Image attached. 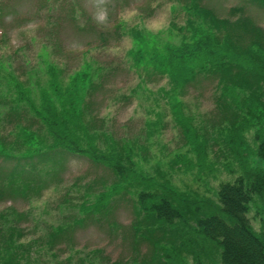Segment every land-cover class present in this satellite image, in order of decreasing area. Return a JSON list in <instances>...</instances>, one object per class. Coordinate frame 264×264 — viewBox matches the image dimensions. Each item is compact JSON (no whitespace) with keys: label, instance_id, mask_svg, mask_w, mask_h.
<instances>
[{"label":"trees","instance_id":"16d2710c","mask_svg":"<svg viewBox=\"0 0 264 264\" xmlns=\"http://www.w3.org/2000/svg\"><path fill=\"white\" fill-rule=\"evenodd\" d=\"M50 1L42 0L40 11ZM252 1L264 7V0ZM185 11L178 43L149 47L143 34L132 29L138 46L133 58L148 74L167 78L156 98L169 106L190 152L174 156L170 168L216 178L218 162L210 160V152L220 144L230 178L208 195L179 188L169 171L144 170L136 157L145 147L119 142L93 112L104 67L94 70L87 64L68 74L64 66L49 62L47 79L37 80L35 95L28 76L22 79L11 69L13 63H3L0 56V203L38 200L71 156L86 158L114 176L110 183L102 182L92 203L27 241L25 223L35 222L33 213L14 205L0 209V264H188L189 259L193 264H264V228L257 231L250 218L252 211L264 218V167L254 162L264 161V28L243 7L230 9L239 16L222 18L200 0H190ZM202 77H214L219 89V119L211 130L196 123L182 99ZM156 116L148 122L151 134L165 124L162 111ZM252 129L255 146L247 137ZM126 194L134 201L130 233L136 244L152 241L150 258L112 260L103 248L85 250L76 258L77 228L108 213L115 196ZM61 252H68L67 257ZM48 253L50 259L45 258Z\"/></svg>","mask_w":264,"mask_h":264},{"label":"rangeland","instance_id":"374dc122","mask_svg":"<svg viewBox=\"0 0 264 264\" xmlns=\"http://www.w3.org/2000/svg\"><path fill=\"white\" fill-rule=\"evenodd\" d=\"M189 1L55 0L54 4L51 0L40 11L42 0H0V56L3 63H13L11 69L22 79L28 76L35 95L37 80L47 79L45 66L49 62L64 66L68 74L84 69L87 64L94 70L104 67L106 75L94 78L102 79L103 83L92 102L98 123L119 142H137L145 147L142 156L136 157L144 170L155 174L161 168L164 173L169 171V178L179 188L213 195L219 182L230 178L222 165L225 161L222 145L214 144L210 152V160L218 162L216 178L198 177L196 170L186 173L172 170L169 165L174 156L189 150L169 106L163 100L158 104L156 98L158 88L167 83V78L148 74L138 68L133 58L138 46L132 29L143 34L149 47L181 41L180 27L186 24L185 4ZM200 3L222 18L239 16L241 13L234 16L230 9L243 7L244 14L264 28V7L252 0H200ZM49 5L54 8L49 10ZM160 22L162 26L156 27ZM64 76L68 77L67 72ZM218 95L216 79L202 77L189 87L182 99L196 123L211 130L219 119ZM158 111L163 112L165 124L151 134L148 122L157 119ZM254 131L247 132L253 146L256 144ZM191 157L194 158L192 154ZM254 162L264 167V161L258 158ZM65 163L57 177L60 184L57 186L58 180L52 182L38 200L0 203V209L14 205L22 211H31L36 217L35 222L25 223L30 234L23 240L42 234L50 224L63 223L72 213L77 214L81 207L94 201L103 181H113L110 170L86 158L71 156ZM115 199L108 213L92 216L77 228L74 235L77 251L73 252L76 258L85 250L96 248H103V253L112 260L132 255L150 258L152 241L141 240L136 244L130 233L129 225L134 220L133 197L126 194ZM250 218L257 231L264 228V218L255 216L254 211ZM60 254L65 258L68 252ZM45 258L50 259L51 254H45ZM188 264H193V260L189 259ZM204 264L210 261L205 260Z\"/></svg>","mask_w":264,"mask_h":264},{"label":"clouds","instance_id":"9594fccd","mask_svg":"<svg viewBox=\"0 0 264 264\" xmlns=\"http://www.w3.org/2000/svg\"><path fill=\"white\" fill-rule=\"evenodd\" d=\"M160 26H162V22H160V23H158V24L156 25V27H160Z\"/></svg>","mask_w":264,"mask_h":264}]
</instances>
